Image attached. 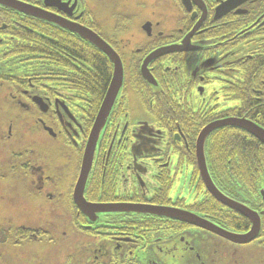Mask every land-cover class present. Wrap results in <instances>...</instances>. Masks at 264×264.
Instances as JSON below:
<instances>
[{"label":"flooded vegetation","instance_id":"flooded-vegetation-1","mask_svg":"<svg viewBox=\"0 0 264 264\" xmlns=\"http://www.w3.org/2000/svg\"><path fill=\"white\" fill-rule=\"evenodd\" d=\"M16 1L0 264H264V0Z\"/></svg>","mask_w":264,"mask_h":264},{"label":"water","instance_id":"water-1","mask_svg":"<svg viewBox=\"0 0 264 264\" xmlns=\"http://www.w3.org/2000/svg\"><path fill=\"white\" fill-rule=\"evenodd\" d=\"M0 4L6 5V6H11V7H16L19 8L22 12L27 13V14H34V10L32 8H30L31 6H21V4L19 5V3L16 0H0ZM43 18H46L45 16H42ZM121 83H122V66L120 61L117 59L116 61V66H115V74L113 75V81L111 84V88L108 90L107 92V100H106V104L103 108V111L107 110V106L109 103V108L111 106V104L113 103V98L114 96L118 93L120 87H121ZM116 91V92H115ZM110 99V102H109ZM112 99V100H111ZM107 112V111H106ZM94 132H96V128H94V131L92 132V134H94ZM204 135H202V140H203ZM200 141V143L202 144L203 141ZM202 163L204 164V158L202 156L201 158ZM208 185H211L210 182H206ZM207 185V186H208ZM213 185V184H212ZM211 187L213 188L212 192L215 194L216 198L219 199L221 202H223L224 204H227L229 206H231L228 202V199L225 198L213 185ZM209 187V186H208ZM233 207V206H232ZM244 214L247 215L246 212H244ZM191 222H195L198 224L199 220H197L196 218L194 219H187ZM200 224V223H199Z\"/></svg>","mask_w":264,"mask_h":264},{"label":"rangeland","instance_id":"rangeland-1","mask_svg":"<svg viewBox=\"0 0 264 264\" xmlns=\"http://www.w3.org/2000/svg\"><path fill=\"white\" fill-rule=\"evenodd\" d=\"M33 206H35V202L31 201V203H29L27 205V208L24 207V209L33 212ZM11 211H12L11 208H7V207H6V209H4V207H2V209H0V213H11Z\"/></svg>","mask_w":264,"mask_h":264}]
</instances>
